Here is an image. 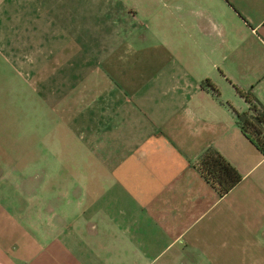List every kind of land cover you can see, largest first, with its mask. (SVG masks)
Listing matches in <instances>:
<instances>
[{"label": "crops", "instance_id": "obj_1", "mask_svg": "<svg viewBox=\"0 0 264 264\" xmlns=\"http://www.w3.org/2000/svg\"><path fill=\"white\" fill-rule=\"evenodd\" d=\"M26 78L44 137L0 140V264H264L237 116L264 108V0H0V115ZM209 149L241 175L226 194Z\"/></svg>", "mask_w": 264, "mask_h": 264}, {"label": "trees", "instance_id": "obj_2", "mask_svg": "<svg viewBox=\"0 0 264 264\" xmlns=\"http://www.w3.org/2000/svg\"><path fill=\"white\" fill-rule=\"evenodd\" d=\"M246 97L256 112L250 116L245 112L238 113V120L246 137L264 154V108L254 98ZM196 167L220 195L226 194L241 179L237 169L215 149L206 151Z\"/></svg>", "mask_w": 264, "mask_h": 264}, {"label": "rangeland", "instance_id": "obj_3", "mask_svg": "<svg viewBox=\"0 0 264 264\" xmlns=\"http://www.w3.org/2000/svg\"><path fill=\"white\" fill-rule=\"evenodd\" d=\"M89 44H86V53L85 58L89 59V63H91V56H93V52L91 49L93 48V44L91 42V38ZM22 93L21 99L18 101L20 106V114H12L11 113V101L5 100V113L0 115V140H28L30 138V134L36 136V138L44 137V119L45 115L42 112V108L46 105L44 104V98H36L30 99L28 96L30 95V91L32 92V83L30 84L28 79L26 78L22 81L21 84ZM34 109V110H33ZM33 111H36V114H30ZM256 110L253 108L252 103H250L249 109L245 112L246 116H250L254 114ZM18 126L19 130L14 129L13 126ZM38 129L37 132L32 131L34 126Z\"/></svg>", "mask_w": 264, "mask_h": 264}]
</instances>
